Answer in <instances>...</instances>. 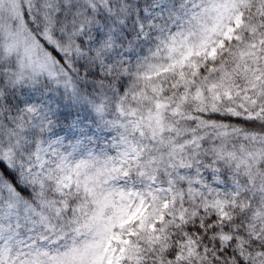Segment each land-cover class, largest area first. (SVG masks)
I'll return each mask as SVG.
<instances>
[{
  "label": "snow or ice",
  "instance_id": "snow-or-ice-1",
  "mask_svg": "<svg viewBox=\"0 0 264 264\" xmlns=\"http://www.w3.org/2000/svg\"><path fill=\"white\" fill-rule=\"evenodd\" d=\"M0 264H264V0H0Z\"/></svg>",
  "mask_w": 264,
  "mask_h": 264
}]
</instances>
